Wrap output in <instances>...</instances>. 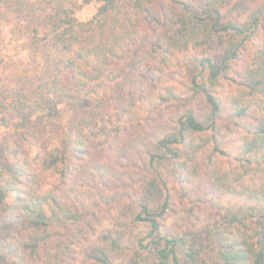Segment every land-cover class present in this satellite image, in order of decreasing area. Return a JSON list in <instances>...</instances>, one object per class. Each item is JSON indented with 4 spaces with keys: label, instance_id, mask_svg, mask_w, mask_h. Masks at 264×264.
Listing matches in <instances>:
<instances>
[{
    "label": "trees",
    "instance_id": "trees-1",
    "mask_svg": "<svg viewBox=\"0 0 264 264\" xmlns=\"http://www.w3.org/2000/svg\"><path fill=\"white\" fill-rule=\"evenodd\" d=\"M28 6L0 0L30 57L0 74V264H264V0Z\"/></svg>",
    "mask_w": 264,
    "mask_h": 264
},
{
    "label": "rangeland",
    "instance_id": "rangeland-1",
    "mask_svg": "<svg viewBox=\"0 0 264 264\" xmlns=\"http://www.w3.org/2000/svg\"><path fill=\"white\" fill-rule=\"evenodd\" d=\"M29 6L25 7V10H30L32 15L37 19L40 15L49 16L50 14L56 12L54 7H57L59 0H27ZM69 0H62V3ZM99 6L98 2L92 1L88 4H85L82 8L76 11V17L80 21L87 20L91 18L97 11ZM11 25V24H10ZM0 56H5V62L1 70V77L4 82L8 85H14L16 79V73L21 70V68L27 67L28 60L30 57L26 55L23 42L12 41L7 45H0ZM181 55L177 56L175 63H179L181 60ZM63 106L66 108V115H72L75 110V104L72 102L64 103ZM103 225H107L104 223ZM101 226H99L100 228Z\"/></svg>",
    "mask_w": 264,
    "mask_h": 264
}]
</instances>
